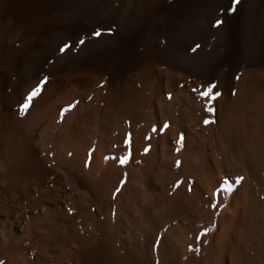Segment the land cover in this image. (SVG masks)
Here are the masks:
<instances>
[{
  "label": "bare ground",
  "instance_id": "obj_1",
  "mask_svg": "<svg viewBox=\"0 0 264 264\" xmlns=\"http://www.w3.org/2000/svg\"><path fill=\"white\" fill-rule=\"evenodd\" d=\"M245 6L0 0V264H264V0Z\"/></svg>",
  "mask_w": 264,
  "mask_h": 264
},
{
  "label": "snow or ice",
  "instance_id": "obj_2",
  "mask_svg": "<svg viewBox=\"0 0 264 264\" xmlns=\"http://www.w3.org/2000/svg\"><path fill=\"white\" fill-rule=\"evenodd\" d=\"M239 3H240V0H234V6H235V4H239ZM218 23H219V22H218ZM95 35H96V36H100L101 33H100V32H96ZM83 42H84V41H80V43H83ZM61 51H63V49H61ZM39 91H40V89H39V88H36L35 90H33V91L31 92V94L27 97V102H25V103L23 104V106L21 107V109H20L21 113H24V112L27 111L30 102L32 101L33 97H35L36 95H38ZM201 95H202L203 97H205V98H208L209 100H214V99H216V94H214V92H213V87H212V86L208 87L207 90L204 91ZM209 110L211 111V108H209ZM207 123H209V121H205V124H207ZM182 141H183V137L181 136V137H180V141H178V143H179V142H182ZM120 162H121L122 164L125 163V162H126V158H125V159H122ZM224 183H225V184H228L229 182L226 180V181H224ZM235 183H239V180L235 181ZM226 190L231 191V190H232V189H231V185H229L228 189H226ZM196 251H199V249H196Z\"/></svg>",
  "mask_w": 264,
  "mask_h": 264
},
{
  "label": "rangeland",
  "instance_id": "obj_3",
  "mask_svg": "<svg viewBox=\"0 0 264 264\" xmlns=\"http://www.w3.org/2000/svg\"><path fill=\"white\" fill-rule=\"evenodd\" d=\"M215 2H218L219 3V5L221 6V7H219V9L220 8H222L221 10H223V11H227L228 13H230V14H232V15H234V16H237V15H241V14H243L244 12H245V10H246V6H245V4L247 3V2H249V1H252V0H240V3L237 5V4H235L236 6H234V0H214ZM225 1V2H224ZM226 3V4H225ZM228 3V4H227ZM231 4H232V6H231ZM226 5H227V7H226ZM234 7V8H233ZM233 8V9H232ZM238 8V9H237ZM243 8V9H242ZM237 9V11H235ZM232 11V12H231ZM239 12V13H238Z\"/></svg>",
  "mask_w": 264,
  "mask_h": 264
}]
</instances>
